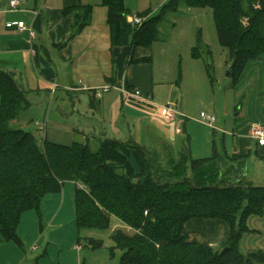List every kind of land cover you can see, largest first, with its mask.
<instances>
[{
    "label": "trees",
    "instance_id": "trees-1",
    "mask_svg": "<svg viewBox=\"0 0 264 264\" xmlns=\"http://www.w3.org/2000/svg\"><path fill=\"white\" fill-rule=\"evenodd\" d=\"M102 4L111 45L130 48H149L164 16L180 5L209 9L218 44L227 51L232 85L248 62L264 53V0H167L155 16L137 14L144 21L136 26L126 21L122 0ZM63 15L71 21L70 40L90 23L91 8L78 6ZM191 55L199 56L198 50ZM14 78L0 70V242L20 245L21 216L39 215L42 199L72 182L77 242L100 249L102 240L83 233L107 231L114 220L110 254L120 251L119 264H264L261 250L243 255L238 248L249 232L248 218L264 210V187L241 173L247 155L230 156L213 145L211 156L193 159L187 138L186 150L165 171L155 154L131 142L103 140L95 152L77 142L62 146L45 140L38 147L31 133L11 127L30 105ZM193 219L225 223L226 239L215 246L189 241L183 230Z\"/></svg>",
    "mask_w": 264,
    "mask_h": 264
},
{
    "label": "crops",
    "instance_id": "crops-1",
    "mask_svg": "<svg viewBox=\"0 0 264 264\" xmlns=\"http://www.w3.org/2000/svg\"><path fill=\"white\" fill-rule=\"evenodd\" d=\"M10 1L0 0V70L12 73L27 92L39 91L44 86L50 95L57 90L75 95L78 103H84L87 108L92 101L91 110L95 111L92 117L97 128H87L91 134L101 135L99 141L139 145L144 139L147 142L152 139L170 154L175 137L187 133L188 118L181 111L178 82L160 80L173 72L171 58L162 49L160 54L165 58L154 56L153 44L149 48L112 46L107 8L102 0H17L15 8H10ZM162 1L165 0L159 3ZM78 6L91 8V20L69 40L71 21L63 11ZM142 13L154 16L150 9L136 10L130 15ZM12 22H23L26 28L19 31L5 27ZM106 85L111 88L97 97V90ZM231 88L236 111L231 132L233 154L247 155L241 171L247 181L251 183L247 177L248 163L261 171L264 180V145H257L250 136L251 124L264 127V53L248 62ZM120 89L137 90L141 97ZM164 106L173 107L180 117L171 123L163 122ZM141 137L143 140H139ZM139 146L158 156L146 145ZM74 190L72 182H64L60 192L42 199L39 215L34 211L24 213L16 229L20 245L0 242V258L12 255V264H55L52 259L58 249L57 264H60L63 253L52 235L66 228L69 237L74 232L78 235L74 223ZM227 231L221 221L193 219L184 225L183 234L189 241L215 246L226 239ZM81 248L76 251L80 252Z\"/></svg>",
    "mask_w": 264,
    "mask_h": 264
},
{
    "label": "rangeland",
    "instance_id": "rangeland-1",
    "mask_svg": "<svg viewBox=\"0 0 264 264\" xmlns=\"http://www.w3.org/2000/svg\"><path fill=\"white\" fill-rule=\"evenodd\" d=\"M165 1L159 3V0H122L129 14L136 10L145 12L150 9L154 16ZM157 32V40L153 42L154 56L165 58L160 54L162 49L166 57L171 58L169 63L173 68L170 75L166 74V77L160 80L178 82L181 111L188 118L187 133L175 137L172 149L169 148V155L163 146L157 145L152 139L148 142L144 139L139 145H146L150 152H155L159 156L158 166L165 171L170 168V160L178 161L180 153L186 150V136H189V150L193 159L211 156L213 145L218 152L224 150L231 156L234 152V138L231 132L236 119L235 104L232 100L231 80L227 75V51L218 44L210 10L180 5L175 12L164 16ZM194 48L199 52L196 58L191 55ZM14 80L22 87L17 79ZM26 98L30 105L11 123L12 128L31 133L38 147H42L45 140L62 146L77 142L88 144L92 152L97 151L99 139L102 137L98 133L91 134V129H88L97 126L92 117L95 111L85 107L84 103H78L75 95L62 90L50 95L42 86L39 91L27 92ZM201 112L215 117L214 129L196 120ZM35 121L45 122V130H38ZM246 168L251 184L264 187V180L260 177L261 171L249 163ZM117 226L112 220L107 231L83 233L103 241V246L97 250H91L83 241L79 244L75 232L69 237V228L53 234L52 238L57 240L58 248L63 253L60 255V264H119L120 251L114 250L113 255L110 254V236ZM247 227L249 232L242 236L238 245L240 253L246 255L257 250L264 252V210L261 216L249 217ZM77 245L83 246L80 252L76 251ZM57 253L58 249L52 259L55 264L59 260ZM7 256H1L0 264H12L14 257Z\"/></svg>",
    "mask_w": 264,
    "mask_h": 264
},
{
    "label": "built area",
    "instance_id": "built-area-1",
    "mask_svg": "<svg viewBox=\"0 0 264 264\" xmlns=\"http://www.w3.org/2000/svg\"><path fill=\"white\" fill-rule=\"evenodd\" d=\"M18 4L17 0H11L9 2V6L10 8H15ZM126 21L132 25V26H136V25H140L143 21L144 18L142 17H138L136 15H127L126 16ZM6 28H12L15 27L17 30L22 31L26 28L25 24L23 22H12V23H7L5 25ZM111 87L106 85L104 87H102L101 89L97 90L96 92V96L100 97L101 94L107 92ZM120 91L125 92V93H129L135 97H141L140 92L137 90H134L132 92L130 91H126L125 89H120ZM180 117L178 112L171 106H164L161 109V119L163 122L165 123H171L173 122L176 118ZM197 121L202 123L203 125L210 127L212 129H214V123H215V117L213 115H208L205 113H200L198 115ZM35 127L40 130V131H44L45 130V122L40 123L38 121H35ZM250 136L252 139H254L256 141L257 145H264V127L259 125V124H251L250 125ZM80 246L78 245L76 247V249H79Z\"/></svg>",
    "mask_w": 264,
    "mask_h": 264
},
{
    "label": "water",
    "instance_id": "water-1",
    "mask_svg": "<svg viewBox=\"0 0 264 264\" xmlns=\"http://www.w3.org/2000/svg\"><path fill=\"white\" fill-rule=\"evenodd\" d=\"M227 75H228V70H227Z\"/></svg>",
    "mask_w": 264,
    "mask_h": 264
}]
</instances>
